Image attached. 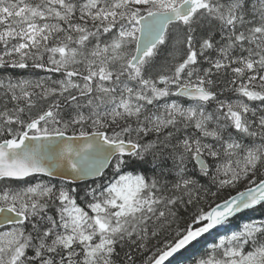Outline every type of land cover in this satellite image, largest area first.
<instances>
[{
	"label": "snow or ice",
	"instance_id": "1",
	"mask_svg": "<svg viewBox=\"0 0 264 264\" xmlns=\"http://www.w3.org/2000/svg\"><path fill=\"white\" fill-rule=\"evenodd\" d=\"M264 264V0H0V264Z\"/></svg>",
	"mask_w": 264,
	"mask_h": 264
},
{
	"label": "trees",
	"instance_id": "2",
	"mask_svg": "<svg viewBox=\"0 0 264 264\" xmlns=\"http://www.w3.org/2000/svg\"><path fill=\"white\" fill-rule=\"evenodd\" d=\"M196 251H198V246L193 247L192 249H190L189 252L184 253L182 257L179 258H186L184 260V264H190V260H191V254H194Z\"/></svg>",
	"mask_w": 264,
	"mask_h": 264
}]
</instances>
